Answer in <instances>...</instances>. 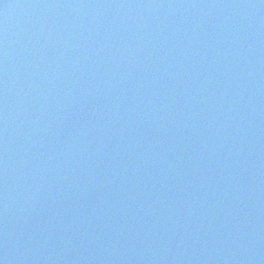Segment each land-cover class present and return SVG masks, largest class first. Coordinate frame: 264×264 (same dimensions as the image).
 Returning <instances> with one entry per match:
<instances>
[{"label":"water","instance_id":"1","mask_svg":"<svg viewBox=\"0 0 264 264\" xmlns=\"http://www.w3.org/2000/svg\"><path fill=\"white\" fill-rule=\"evenodd\" d=\"M181 264H264V0H91Z\"/></svg>","mask_w":264,"mask_h":264}]
</instances>
